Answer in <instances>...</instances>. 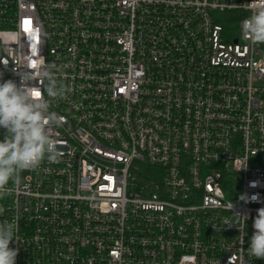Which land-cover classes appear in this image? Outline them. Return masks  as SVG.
<instances>
[{"label":"built area","instance_id":"obj_1","mask_svg":"<svg viewBox=\"0 0 264 264\" xmlns=\"http://www.w3.org/2000/svg\"><path fill=\"white\" fill-rule=\"evenodd\" d=\"M256 2L0 0L3 79L43 57L69 89L52 103L61 157L0 201L16 264H264L248 256L264 43L241 35Z\"/></svg>","mask_w":264,"mask_h":264},{"label":"clouds","instance_id":"obj_2","mask_svg":"<svg viewBox=\"0 0 264 264\" xmlns=\"http://www.w3.org/2000/svg\"><path fill=\"white\" fill-rule=\"evenodd\" d=\"M249 12L242 22V38L264 43V0H257ZM41 59L44 62L36 70L38 75L30 68L27 72L17 71L19 82L3 79L0 71V201L13 194L14 187L21 183L22 172L38 169L45 159L55 163L62 155L50 129L61 126L64 118L52 110V103L65 97L69 89L58 79L55 62ZM4 64L7 68L6 59ZM241 199L247 202L246 197ZM251 200L255 202L258 197ZM5 210L0 204V216ZM233 225L229 222L227 226ZM252 227L248 256L264 259V207L257 209ZM18 231L17 222L0 221V264H16L19 248L10 245L18 244Z\"/></svg>","mask_w":264,"mask_h":264},{"label":"snow or ice","instance_id":"obj_3","mask_svg":"<svg viewBox=\"0 0 264 264\" xmlns=\"http://www.w3.org/2000/svg\"><path fill=\"white\" fill-rule=\"evenodd\" d=\"M36 95H39V93L37 92V93H35Z\"/></svg>","mask_w":264,"mask_h":264}]
</instances>
